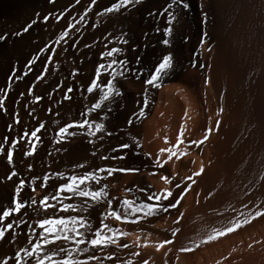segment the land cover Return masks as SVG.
<instances>
[{"label":"bare ground","instance_id":"bare-ground-1","mask_svg":"<svg viewBox=\"0 0 264 264\" xmlns=\"http://www.w3.org/2000/svg\"><path fill=\"white\" fill-rule=\"evenodd\" d=\"M90 2L0 0V36L4 37L0 40V89H3L0 98L4 100V109L0 110V144L6 150L11 141H17L13 165L0 153V209L11 205L14 188L20 180L25 181L21 198L28 204L3 222L6 226L14 220L26 221L13 223L5 239L0 240V264L4 259L8 264H15V253L29 247V236L32 243L39 238L42 230L35 221L53 215V209L45 212L38 204L60 183L61 179L52 174L77 175L100 167L138 169L127 173L117 171L112 176L103 173L107 178L104 183L107 199L112 200V208L121 214L124 209L120 202L125 198L135 199L137 203H154L147 200V194L169 189L176 196L185 185L191 187L181 203L168 212L149 217L138 214L136 223L105 220L111 227L129 233L118 239L119 244H128V248L109 245L90 249L78 258L94 254L99 264H124L129 260L132 264H143L145 260L148 264H168L175 247L180 253L177 252V264H264V216L206 242L213 229H224L236 219L243 220L249 214L264 210V0H187L190 10L178 11L170 46L160 42L164 38L163 28L167 26L166 14L160 15V12L168 0H144L139 5L103 16L97 14L116 0H97L85 19L76 23ZM203 13L207 14L206 24L201 23ZM45 16H48L47 21ZM33 20L36 23L27 32L23 31ZM69 23L74 28L68 29ZM65 30L69 35L57 44L55 41ZM205 32V43L201 45ZM120 35H125L127 45L116 42ZM113 46L124 49L123 55L116 56L117 60L129 61L125 77L114 81L121 95L110 104L105 102L111 112L104 108L86 117L99 122V117L106 114L105 127L112 135L99 139L101 133L89 137L83 134L84 129L72 128L69 131L76 132L75 136L59 139L56 136L59 128L85 119L82 116L85 105L91 106L99 98L98 90L88 93L86 86L95 77V67L101 62L107 63L101 60V53ZM169 52L174 58L173 67L162 76L161 86L145 85L144 80ZM137 57L139 62H136ZM33 59L35 63L30 64ZM38 75H42V79L37 80ZM108 78L107 72H103L98 82H106ZM68 87L73 91L68 93L71 99L65 100L63 96ZM145 88L147 106L143 105ZM154 102V111L147 117ZM141 108L145 115L137 118L134 113ZM129 119L132 124L127 123ZM41 123L44 127L37 133L40 141L32 138L36 148L33 155L26 157L23 153L27 150L28 138L21 140L20 137L25 131L30 137L31 131ZM182 128L183 143L178 145V152L187 154L171 160H167V154L160 155V160L167 163L163 168L156 167L159 150L174 145ZM209 128L212 131L206 141L199 145L191 143L202 140ZM123 143H128L129 149L112 151ZM102 155H124L125 159L102 160ZM80 164L84 167H76ZM201 167V175L193 177L195 183L186 179ZM13 170L17 176L8 180ZM46 174L51 178L41 188L39 185ZM161 176L169 177L171 183L165 184ZM33 178L36 179L34 193L28 187ZM98 185V189L103 186L101 182ZM128 189L131 191H126ZM32 194H35L36 205L28 199ZM68 201L79 202V199ZM106 207L105 202L93 204L89 213H85L93 231L99 227ZM77 214L61 212L57 205L54 218ZM177 229L179 231L173 235ZM164 240L172 243L157 251L156 245ZM62 246L72 247L55 241L45 246V251ZM181 248L192 251L180 252ZM134 252L139 255L133 256ZM107 255L113 258L106 259ZM26 264H34V260L28 258Z\"/></svg>","mask_w":264,"mask_h":264},{"label":"snow or ice","instance_id":"snow-or-ice-1","mask_svg":"<svg viewBox=\"0 0 264 264\" xmlns=\"http://www.w3.org/2000/svg\"><path fill=\"white\" fill-rule=\"evenodd\" d=\"M80 0H76V3H79ZM144 0H116V2L112 3L109 7L103 9L102 12L97 15L103 16L110 13L119 12L121 9H128L130 6H135L143 3ZM97 0H91L88 8L85 10V14L80 17V20L76 21V23H80L85 19L87 12L91 9L92 5H95ZM201 9L203 12V8L201 5ZM187 12L190 10V3L187 0H168V3L163 8L160 15L166 14V27L163 28V39L160 41L165 46H170V37L173 33V25L174 22H178L179 16L178 11ZM38 15V14H37ZM63 15V14H61ZM150 15H154V13H150ZM59 19V17H57ZM44 20H48V16L44 17ZM36 23L33 20L30 24L24 27L23 31L27 32L32 24ZM201 23H207V14L203 13L201 17ZM68 29L74 28L72 23L67 25ZM159 31V29H156ZM19 35V33H16ZM69 35V31L65 30L59 34L58 39L55 41L59 44L62 40H64ZM207 36V32L203 33V36L200 40L201 45L205 43V37ZM4 39L3 36H0V40ZM116 42L118 44L127 45L129 42L125 38V35H120L116 37ZM75 47V45H73ZM88 47V45H85ZM107 48V46H106ZM44 51V49H41ZM54 51V49H53ZM124 49L120 47L113 46L108 50H105L101 53V60L107 61V63L101 62L98 66L95 67V77L91 79L90 83L86 86V90L88 93H93L94 90L99 91V98L95 100L91 106L85 105V111L82 113V116L85 117L80 122H70L65 124L63 127L59 128V131L56 133V136L59 139H63L65 136H75L76 132H70L69 129L77 128L84 129L85 132L83 134L89 137L97 136V133H101L102 135L99 139H103L105 135L110 136L112 133L106 130L104 121L108 119L107 115H103L99 117V122L96 120H89L86 117L93 112H97V110L107 109V112H111V107H108L105 102H113L116 97L121 95L120 89L117 87L116 81L117 77H125L126 73L129 71V61L127 59L117 60V55H123ZM51 60V57H48ZM173 55L169 52L164 54L159 62L155 66V70L150 74V77L144 80L145 85H149L153 88H159L161 84L159 81L162 76L166 75L169 70L173 67ZM136 62H139V57L136 58ZM35 63V59L29 62ZM31 70V69H29ZM46 70V66H45ZM103 72H107L108 78L106 82H98ZM75 75V71L72 73ZM136 74V73H134ZM11 79V77H9ZM37 80L42 79V75H38ZM207 83V81H205ZM11 87V84L8 85ZM3 89H0L2 92ZM73 89L71 87L67 88L66 93L63 96V99L68 100L71 97L68 93H71ZM29 94H31V89H29ZM35 99L39 100L40 97H35ZM148 98H147V88L144 89L143 93V105L147 106ZM4 109V100L0 98V110ZM222 111V109H221ZM137 118L144 117L145 113L143 108L140 109L138 113H134ZM20 121L17 119L16 123ZM128 124H132L133 121L129 119L127 121ZM11 127V126H9ZM44 125L41 123L38 128L31 131L30 137L29 133L25 131L23 135L20 137L21 140L28 138L27 140V150L24 151V156L33 155L36 143H33L32 138L35 139L36 142L40 141V137L37 133L43 128ZM216 127H219V121L216 122ZM212 129L209 128L204 132L202 140H193L192 144H202L204 141L208 139L209 134ZM183 136V128L181 129L179 135L176 137V143L168 148H161L159 150V154L155 161V166L159 168H163L164 164L167 163V160H171L173 157L179 159L180 157L186 155V152H178V145L183 143L181 137ZM5 142H7V137L4 138ZM17 141H11V146L6 150L4 149L3 144H0V153L6 155L7 163L11 166L13 165V149L16 147ZM89 143H93L92 140H89ZM133 143L139 147V144L133 140ZM165 143H168L167 138H165ZM130 145L128 143H123L118 145L116 148H113L112 151H123L129 149ZM167 154V160L161 161L160 155ZM95 155V153H93ZM102 160L108 159H116V160H124V155H118L115 157H108L102 155L100 157ZM31 169V165L28 166ZM76 167H84L83 164L77 165ZM135 172L138 169H132L127 167L122 168H114V167H100L94 169L93 171H85L81 175L71 174L65 177L64 173H54L52 175L58 176L62 180H66L65 183H61L58 187L55 188V191L50 194H46L42 199L39 200V207L44 209L45 212L51 208L54 210L53 215L46 216L43 219L35 221L36 226L42 231L39 233V238L35 243H32V237L29 236V247H22L15 253V264H26L28 258H32L34 260V264H89L90 261H96L99 264V258L92 254L88 255L85 259L78 258L80 255L85 253H89L90 249H103L107 248L109 245H114L117 248L123 247L128 248V244H119L118 239L120 236H128L129 233L122 231L119 228L111 227L109 224L105 223V220L112 219L118 222L123 223H136L137 219H139L138 214H142L143 217H149L156 215L159 212H168L170 208H176L184 198L185 193L190 189L191 185H185L184 188H181V191L173 196L172 191L169 189H161L159 192H154L147 194V200L152 201L154 203H145L143 201L137 203L135 199H123L120 202V207L124 209L123 214H121L118 210H114L112 208V200L107 199V185L100 187L99 189H94L91 187L90 182H99L105 177L100 176L98 173H106L107 176H112L114 172ZM203 172V168L199 171L193 172L192 176L186 177L187 180L195 183L193 180L194 176H199ZM155 173H153L154 175ZM14 176H17V172L13 170L10 175L7 176L8 180H11ZM51 177L49 175H44L42 177V183L39 187L44 188L47 184V181ZM161 180L164 181L165 184L171 183V180L167 176H161ZM36 184V179L28 184V187L31 188V191L34 193L36 188L33 185ZM177 188H180V185H176ZM25 188V181L20 180L18 184H16L13 192V196L11 199V205L7 207H3L0 209V240L5 239V233L8 230L13 228V223L24 224L26 221L14 220L13 223H8L6 226H3V222L6 218L12 216L14 213H20L22 209L28 207V204L25 203L24 199L21 198V192ZM126 191H131L128 189ZM138 191H144V189H138ZM62 193H66L67 195H61ZM73 198H78V203H65V200H72ZM32 205L37 204V200L34 196L28 198ZM49 201H55L56 203H50ZM168 203L165 204L164 202ZM101 202H105L107 207L103 213H101V219L99 220V227L93 231L92 222L89 219L88 215L85 213H89V209L92 208L93 204H98ZM57 205H59V211L61 212H72L78 213L77 215H70L67 217H56L55 210L57 209ZM181 216L183 213L180 214ZM135 217L134 219H129V217ZM264 216V210L256 211L253 214H249L243 220L236 219L234 220L229 227L224 229H213L212 233L207 236L206 242H210L216 240L219 237H222L228 233H232L237 229L241 228L243 225H246L251 222L252 219L256 217ZM179 222L178 220L176 221ZM29 227H31L29 225ZM83 229V231H81ZM179 229L174 231L172 234L176 235ZM91 235V238H88V235ZM12 238L15 237V232L12 234ZM51 237V239H50ZM139 239V237H137ZM55 241H63L65 244H71L72 247H59L58 249H54L51 251H45V246L50 243H54ZM172 241L164 240L156 245V250L159 251L165 244H170ZM81 245H86L81 248ZM147 247V243L144 245ZM182 252H190L191 248H181ZM63 254V255H61ZM133 256H138L139 253H132ZM59 257V258H56ZM113 255H107L106 259L111 260ZM2 264H8L7 259L2 261ZM124 264H132V261H126ZM143 264H148V261L145 260Z\"/></svg>","mask_w":264,"mask_h":264},{"label":"rangeland","instance_id":"rangeland-1","mask_svg":"<svg viewBox=\"0 0 264 264\" xmlns=\"http://www.w3.org/2000/svg\"><path fill=\"white\" fill-rule=\"evenodd\" d=\"M157 98V97H156ZM156 98H155V100H156ZM154 105H155V102H154V104H153V107L151 108V110L149 111V113L146 115L147 117L148 116H151V114H152V112L154 111ZM142 151H144L143 153H145L146 154V151L144 150V149H142ZM84 173V172H83ZM83 173H81V174H83ZM81 174H77V175H81ZM102 174V175H101ZM101 174H99V175H101L102 177H104V176H106L105 174H103V173H101ZM68 175H65V177H67ZM106 177L104 178V179H102L103 180V182H102V180L100 181L101 183H102V185L104 186V183H105V181H106ZM64 181L66 182V180H60V183H59V185L61 184V183H64ZM91 184L93 185L92 187H94V189H98V187H99V185L96 183V182H91ZM58 185V186H59ZM57 186V187H58ZM97 187V188H96ZM35 196V194H32V196ZM46 195V194H45ZM62 196L63 195H66V193H62L61 194ZM75 199H78V198H75ZM65 203H68L69 201L68 200H65L64 201ZM69 203H78V202H75V201H73V202H69ZM98 204H100V203H98ZM171 241V240H170ZM172 248V247H171ZM171 248H170V250H171ZM175 248V247H174ZM174 248H172V250H171V252H170V250H169V252H170V256H171V261L168 263V264H177L178 262H179V255H178V253H179V249H174ZM173 249H174V251H173ZM178 252V253H177ZM181 252V251H180ZM172 253V254H171ZM174 254V255H173ZM177 254V255H176ZM180 254V253H179ZM176 256H178L177 258H176ZM175 262V263H174Z\"/></svg>","mask_w":264,"mask_h":264}]
</instances>
